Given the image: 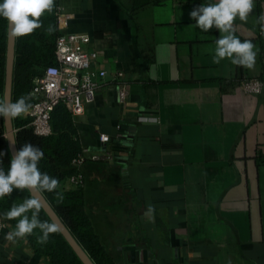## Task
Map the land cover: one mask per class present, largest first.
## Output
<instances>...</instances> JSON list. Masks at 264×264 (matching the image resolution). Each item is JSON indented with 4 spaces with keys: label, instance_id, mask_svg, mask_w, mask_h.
I'll return each mask as SVG.
<instances>
[{
    "label": "crops",
    "instance_id": "crops-1",
    "mask_svg": "<svg viewBox=\"0 0 264 264\" xmlns=\"http://www.w3.org/2000/svg\"><path fill=\"white\" fill-rule=\"evenodd\" d=\"M207 2L63 0L61 31L87 34L92 66L107 71L75 122L83 146L116 154L80 168L93 233L115 264H264V90L242 88L264 75V0L234 21L254 44L251 69L213 61L222 33L202 32L190 15ZM17 191L0 201L2 213L20 202ZM7 220L0 264H52L35 235L6 240Z\"/></svg>",
    "mask_w": 264,
    "mask_h": 264
},
{
    "label": "trees",
    "instance_id": "trees-1",
    "mask_svg": "<svg viewBox=\"0 0 264 264\" xmlns=\"http://www.w3.org/2000/svg\"><path fill=\"white\" fill-rule=\"evenodd\" d=\"M61 2L62 0H55L53 11L46 12L40 18L42 26L35 30L34 33L27 37L16 38L13 101L24 95L29 97L30 103L33 105L34 100L30 97V91L33 88L34 80L41 76L45 68L56 63V42L61 29H59L54 12ZM49 26H52L54 31L49 32ZM7 29V22L0 18V95H4L6 86ZM51 116L53 133L43 137L37 136L33 132L28 125L30 122L29 118L19 117L13 119L14 128L17 130L15 134L17 150L24 143H32L44 150V158L40 161L39 167L42 171L58 179V190L63 194V200L57 203V197L53 193L41 195L46 198L54 213L58 215L95 264H115L112 255L101 248L100 242L95 233H93L90 217L85 210L86 202L83 189L63 192L60 188L68 177L80 170L73 163L79 157L83 148L80 135H78L75 117L64 105L56 107ZM0 151L5 153L3 166L7 168L12 153L5 137L0 139ZM17 192L18 200L20 201L30 194L22 190ZM1 211L0 207L2 215ZM40 218L52 221L43 208L41 209ZM5 220L8 223V220ZM42 249L50 255L52 264H81L77 255L72 251L59 231L50 234V239L43 243Z\"/></svg>",
    "mask_w": 264,
    "mask_h": 264
},
{
    "label": "clouds",
    "instance_id": "clouds-1",
    "mask_svg": "<svg viewBox=\"0 0 264 264\" xmlns=\"http://www.w3.org/2000/svg\"><path fill=\"white\" fill-rule=\"evenodd\" d=\"M255 0H209L190 13L195 26L202 32L215 27L222 33L215 41L213 61L219 63L227 58L232 64L251 69L256 60V51L251 40H241L235 34L234 21L247 20L253 11ZM55 0H0V18H3L12 38H23L34 33L42 26L40 19L46 12H52ZM261 31L264 32V11L259 14ZM48 31H54L49 26ZM32 107L28 96L11 100L6 94L0 95V118L11 121L22 117ZM15 144L14 137L8 138ZM5 153L0 151V201L8 199L14 189L30 193L20 202L14 201L10 208L2 213L9 220H15L13 230L5 233L9 241L35 235L40 243H46L50 234L58 231V224L53 220L40 218L43 203L40 195L53 193L57 203L63 200L58 190V179L40 169L39 163L44 158V150L32 143H24L11 157L7 168L3 166ZM38 230V231H37Z\"/></svg>",
    "mask_w": 264,
    "mask_h": 264
},
{
    "label": "built area",
    "instance_id": "built-area-1",
    "mask_svg": "<svg viewBox=\"0 0 264 264\" xmlns=\"http://www.w3.org/2000/svg\"><path fill=\"white\" fill-rule=\"evenodd\" d=\"M65 10V7L61 5L57 8L59 29H62ZM90 43L91 38L87 34L61 31L56 42V63L45 68L41 76L34 80L30 91V97L33 98L34 103L24 114L30 119L28 125L37 136H49L53 133L51 115L56 107L64 105L74 117H78L83 113L86 103L95 102L97 91L106 81L107 71L92 66L97 57L96 53L90 50ZM122 78V73L119 72L114 80L117 85L118 106L124 108L130 91L128 84ZM242 88L249 94L261 93L264 90V75L262 78L244 80ZM148 119L146 116L140 117L141 121ZM16 132L14 128V134ZM4 137L7 138L6 131H2L0 126V139ZM100 140L106 142L107 135L101 134ZM115 160L116 154L109 149L94 151L90 147L83 146L82 152L73 163L80 169L88 161L102 163ZM84 185L85 175L79 170L64 181L63 191L71 188L80 189ZM7 224L0 213V236Z\"/></svg>",
    "mask_w": 264,
    "mask_h": 264
},
{
    "label": "water",
    "instance_id": "water-1",
    "mask_svg": "<svg viewBox=\"0 0 264 264\" xmlns=\"http://www.w3.org/2000/svg\"><path fill=\"white\" fill-rule=\"evenodd\" d=\"M10 30L9 28L7 29V50H6V86H5V92L4 95L6 94L11 100L12 98V91H13V72H14V66H15V53H16V44H17V39L12 38L9 34ZM5 125H6V137L11 149L12 156L15 154L17 151L16 143L13 144L10 142L8 139L9 137H15L14 134V125H13V120L11 121H6L5 120ZM40 199L43 203V210L46 212V214L50 217V219L55 221L58 224V231L60 234L63 235L64 239L67 241L68 245L72 249V251L77 255L79 261L81 264H94L93 260L89 256L86 251L80 246L76 238L71 234L69 229L66 227V225L63 224V222L60 220L57 214L54 213L52 208L50 207L49 203L47 202L46 198L43 195H40Z\"/></svg>",
    "mask_w": 264,
    "mask_h": 264
},
{
    "label": "rangeland",
    "instance_id": "rangeland-1",
    "mask_svg": "<svg viewBox=\"0 0 264 264\" xmlns=\"http://www.w3.org/2000/svg\"><path fill=\"white\" fill-rule=\"evenodd\" d=\"M60 5L61 6H64L63 5V0H62V2L60 3ZM66 11V10H65ZM56 13H57V10H55V12H54V16L57 18V16H56ZM57 23H58V25H59V20H58V18H57ZM20 118H27V117H25V116H22V117H20ZM0 126H1V128H2V131H5L6 129V125H5V120L2 118L1 119V121H0ZM94 262V261H93ZM94 264H95V262H94Z\"/></svg>",
    "mask_w": 264,
    "mask_h": 264
}]
</instances>
